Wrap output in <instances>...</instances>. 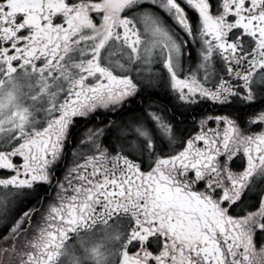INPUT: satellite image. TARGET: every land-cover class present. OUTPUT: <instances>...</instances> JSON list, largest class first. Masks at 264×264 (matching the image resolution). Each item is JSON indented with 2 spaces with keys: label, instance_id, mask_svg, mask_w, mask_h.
I'll return each mask as SVG.
<instances>
[{
  "label": "snow or ice",
  "instance_id": "6c2138e0",
  "mask_svg": "<svg viewBox=\"0 0 264 264\" xmlns=\"http://www.w3.org/2000/svg\"><path fill=\"white\" fill-rule=\"evenodd\" d=\"M0 264H264V0H0Z\"/></svg>",
  "mask_w": 264,
  "mask_h": 264
}]
</instances>
